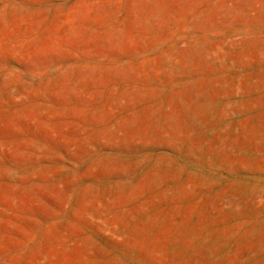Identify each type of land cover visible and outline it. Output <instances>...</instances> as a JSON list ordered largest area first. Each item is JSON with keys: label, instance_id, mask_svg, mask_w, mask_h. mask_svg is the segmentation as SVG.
I'll return each mask as SVG.
<instances>
[{"label": "rangeland", "instance_id": "obj_1", "mask_svg": "<svg viewBox=\"0 0 264 264\" xmlns=\"http://www.w3.org/2000/svg\"><path fill=\"white\" fill-rule=\"evenodd\" d=\"M0 264H264V0H0Z\"/></svg>", "mask_w": 264, "mask_h": 264}]
</instances>
